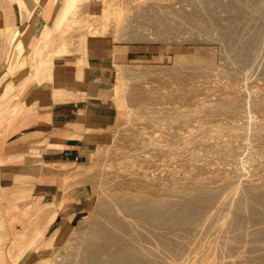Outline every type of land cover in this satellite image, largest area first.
Here are the masks:
<instances>
[{
  "label": "bare ground",
  "instance_id": "obj_1",
  "mask_svg": "<svg viewBox=\"0 0 264 264\" xmlns=\"http://www.w3.org/2000/svg\"><path fill=\"white\" fill-rule=\"evenodd\" d=\"M3 1H5V0H0V7H2V4L6 2V1L5 2H3ZM88 1H91V3L94 4V6H99L100 2L103 1L105 7H103L102 11L99 13L98 12H95V13L92 12L91 14H89L88 13L89 11H88L86 14H83V12H80L81 11L80 9L82 8L81 6H83V4L88 2ZM119 1L120 0H59L57 3V8H56L54 20L52 19L53 20L52 29L54 31L55 39H56V41L54 42L55 44L53 46H49L51 42H44V44L40 43V46L38 47L37 52L35 53V58L32 61V66L38 67V65L40 64L41 58H42V56L45 55V52H47V49L51 51L52 60H54L53 58H55L56 56L65 57V56L71 55L75 51V49L78 48V46H77L78 42L76 44L77 48L75 46L74 47L71 46V43H72L71 37L76 38V36L75 37L71 36L70 38H67L65 36V34L68 31H70V28L72 27V25H74L73 27H75L74 29L76 30L77 28H79L77 23L82 22L81 24H84L86 27L87 24L90 25V22H91L93 24V28L91 29L92 33L99 34V32H101V31L103 32L104 29L108 30L109 25L112 28L113 23L111 24V22L113 20H114V23L116 24V22H117L116 19H119V21H120V19L122 20L123 17L125 16V17H127V19L125 18L127 21H131V19L133 17H131V19H129V17L125 15L126 14L125 12H124L125 13L124 16H122L123 15V13H122L123 11L121 9L122 7L120 8L117 6L118 3L121 5V2H119ZM126 1H125V3H126ZM130 1L131 0H129V3H132V1L131 2ZM136 1L137 0L133 1L134 4L137 3L139 5V3H138L139 0H138V2H136ZM140 1H142V0H140ZM149 1L151 2L150 3L151 5L145 4V6H143L144 8L140 7L141 8L140 10L146 9L145 7H148V5H149L148 9H146V10H148V11L151 10L152 12H150V13L147 12V14H146V11L143 10L140 13L141 18L143 17L142 20L146 19V18L144 19V16L147 17L148 15L152 14L153 19H155L154 21L152 20L153 22H155L157 20L156 18L158 17L159 22L157 20V23L160 24L161 23L160 20H161L162 21L161 25H162L163 21L166 19L169 21L165 20L166 22L164 21V23L167 25V23L170 22V24L168 23L169 24L168 26L170 27L171 24H172L171 26H173V24L177 23L175 21L176 19L173 20V21H175L174 23H171V21H170L171 18L173 19V17L170 18L171 14H173V13L174 14L172 16L176 15L175 13H177V15L180 14L181 17L179 16L180 17L179 19L185 20L187 22L188 21L192 22L195 18V14L199 13V9L197 11L198 13H196V12L192 13L191 12L192 9L188 10V9H186L187 7L181 8V5L183 3L181 4L180 2L185 1L184 3H186V1H190L191 3L190 2L189 3L192 4L193 7L197 8V6H199L202 9H206V10L211 12V10L215 9V7H216L215 3L218 0L217 1L216 0H177V1L171 0L173 3V6L175 5L174 2H176V3L178 2V3H180V7H178V5H177L176 7H178V8H175V10L172 9L170 14H169V12H166L169 10L166 9V11H165V7L168 8L170 5L165 3L166 5H168V7H167V6H165V4L163 6V4L161 5V3H160L157 6L151 7V6H153V3L155 2V0H153V3L151 0H149ZM167 1H169V0H167ZM251 1H255V2H252L253 5L256 2H258V0H251ZM259 1H261V0H259ZM142 2H144V1H142ZM164 2H166V1H164ZM238 2H242V1L237 0V3ZM189 3H187L188 8L190 7ZM217 3H219V2H217ZM223 3H224V1H223ZM225 3L228 4V2H225ZM250 3L251 2H249V5H250ZM259 3H261V2H259ZM155 4H157V3H155ZM229 4H232V3H229ZM235 4H236V2H235ZM252 4H251V6H252ZM4 5L5 4H3V6ZM122 5H123V3H122ZM126 5L129 6V4H126ZM142 5H144V4H142ZM220 5H222V4H220ZM240 5H242V4H240ZM258 5H260V4H258ZM258 5H256V6H258ZM217 6H218V4H217ZM232 6H233V4H232ZM232 6H230V7H232ZM238 6H237V8H239ZM251 6H249V7H251ZM256 6L255 5L253 6L254 7L253 10L256 9L255 8ZM123 7H124V5H123ZM137 7H139V6H137ZM150 7L153 8V10ZM163 7H164V11H165L164 14H166V17H163L164 16V14H163V16L161 15L163 18L162 19L160 14L158 16H157V14L159 12L160 13L162 12L161 8H163ZM170 7H172V6H170ZM223 7H224V5H223ZM246 7L248 8V6H246ZM246 7L244 9L247 11ZM10 8L8 7V9H10ZM119 8L122 11L121 12L122 15L120 14V11L118 12ZM128 8H130V7H127L126 12L131 13L132 10L130 11V10H128ZM195 8H194V10H195ZM228 8H229V6H228ZM231 9H233V8H231ZM240 9H241V7L239 8V10ZM244 9H243V11H244ZM224 10H227V9H224ZM258 10H260V9H258ZM133 11H134V9H133ZM202 11H204V10H202ZM214 11L215 10H213L212 12H214ZM262 11H264V10H262ZM262 11H260V12H262ZM136 12H140V11L137 9ZM212 12L208 13V14L213 15L215 13V12L214 13H212ZM227 12H232V11L227 10ZM240 12H242V10ZM39 13H40V11H39ZM142 13L146 14V15H143ZM167 13L169 14V19H167L168 18ZM202 13H204V12H202ZM119 14L121 15V18H120ZM217 14H218V12H217ZM239 14H241V13H239ZM248 14H249V11H248ZM203 15H205V14H203ZM203 15H202V17H203ZM234 15H232V16H234ZM255 15L256 14L253 13L254 17H255ZM259 15H261V14H259ZM136 16H138V15H136ZM152 16L147 17L148 20ZM196 16H198V15H196ZM208 16H211V15H208ZM219 16H222V15H219ZM239 16L242 17L243 15H239ZM154 17H156V18H154ZM243 17H246V16L244 15ZM136 18H137L138 24L140 22L142 23V21H139L140 18L139 19H138V17H136ZM136 18L134 17V19H136ZM221 18H224V17L222 16ZM229 18H230V15H229ZM125 19H123V20L125 21ZM134 19H132V20L135 21ZM211 19L213 21V18H211ZM232 19H234V18H232ZM232 19H230V20H232ZM25 20H23V21H25ZM199 20H202V18H200ZM217 20H218V18H217ZM127 21L125 24L129 23V22L127 23ZM133 21H131L129 24H131ZM179 21L181 22V20H179ZM195 21H196V19H195ZM197 21H198V17H197ZM203 21H207V20H203ZM222 21H224V20H222ZM226 21H228V19ZM241 21L244 22V19ZM6 22L9 23V21H6ZM143 22H145V21H143ZM153 22H151V23H153ZM191 22H189V23H191ZM13 23H12V25H13ZM135 23H137V22H135ZM149 23H150V21H149ZM183 23H182V25H183ZM205 23H207V22H205ZM244 23H242V24L245 27H247L246 24H244ZM250 23H252L251 20H250ZM250 23H249V25H250ZM125 24H122V25L124 26ZM129 24L127 26H129ZM145 24H147V23L145 22L144 25ZM165 24L163 26H165ZM193 24L195 25V22H193ZM193 24H191V25H193ZM196 24H197V22H196ZM221 24H222V22H221ZM224 24H227V23H223L222 25H224ZM229 24H231V29L235 28V26H236V25H234V22H231V23L228 22L227 25L230 26ZM239 24H241V23H239ZM253 24H251V25H253ZM6 25L5 26L0 25V39H1V41L3 39V43H1V47L3 48V51H2L3 53H0V55H2V56L5 54V50H7L6 45H8V42H7V44H6V42H4V41H6V39H5L6 35L11 30V27H9L8 25L6 26ZM118 25H119V22H118ZM212 25H213V23H212ZM216 25H217V23H216ZM114 26L115 25H113V27ZM150 26H152V25L150 24ZM177 26H178V28L180 27L179 25H177ZM186 26L188 27V24H186ZM214 26H215V24H214ZM228 26L225 28L229 29ZM20 27H23V26H20ZM81 27H82V25L80 26V29L83 28V27L82 28ZM85 27L83 29H85ZM118 27L119 26H117V28ZM140 27H142V26H140ZM156 27L159 28L158 26H156ZM165 27H167V26H165ZM165 27H162V28H165ZM169 27H167L163 30L166 33L165 32L163 33L161 31L162 30L161 28H160L161 30L159 29L161 34H165L164 36L160 35L161 37L162 36L163 37L168 36L166 34L169 33V31H168ZM193 27H195V26H193ZM201 27H202V25H201ZM204 27H205V25H203L202 28H204ZM216 27H219V26L217 25ZM254 27H255V25H254ZM257 27H256V30H257ZM155 28H153V29L155 30ZM170 28H172L171 32L175 31V30L173 31V27H170ZM181 28H182V26H181ZM195 28H197V27H195ZM222 28H223V26H222ZM236 28H237V26H236ZM259 28H260V26H259ZM13 29H14V27H13ZM26 29H24V30H26ZM112 29H110V31ZM123 29L124 28H122V30ZM183 29H185V28H183ZM188 29H190V28H187V30ZM193 29L194 28H192L191 30H193ZM231 29H229V30H231ZM237 29H239V28H237ZM241 29L242 28H240V32H241ZM75 30L71 31V33H73ZM117 30H119V29H117ZM117 30H116V32L119 33V31H117ZM224 30L226 32L228 31L226 29H224ZM236 30H233L234 34L237 32ZM248 30H249V27H248ZM88 31H87V33H88ZM106 31H105V33H106ZM167 31H168V33H167ZM194 31H195V29H194ZM221 31L222 30H219L218 32H221ZM233 31H231L232 34H233ZM251 31H252V29H251ZM156 32H158V31L156 30ZM156 32H155V34H157ZM160 32H158V33L160 34ZM171 32L169 33L170 35H171ZM179 32L182 33V31H179ZM189 32H190V30H189ZM214 32H215V30H214ZM240 32L238 30L237 34L239 35ZM263 32H264V29H263ZM263 32L260 31V33H262V34H263ZM191 33H190V36H192V34H194V33H192V34ZM202 33H203V31H202ZM206 33H205V35H206ZM211 33L209 35H211ZM252 33L249 32V34H252ZM254 33H255V31H254ZM69 34H70V32H69ZM113 34H115V32ZM223 34H222L223 36H227L226 37L227 40H229L230 38L235 39L234 34L233 35H230L231 33L228 34L229 37L232 36L230 38H228V35H225V33H223ZM121 35H123V34H121ZM175 35H176V33H175ZM177 36H179V34ZM216 36H214V37H216ZM220 36L221 35H219L216 38V40ZM223 36H222V38H223ZM245 36H246V34H245ZM245 36H244V38H245ZM77 37H79V36H77ZM170 37H172V36H170ZM181 37H179V38H181ZM209 37H211V36H209ZM238 37L239 36H237V38ZM258 37H260V36H257V38ZM79 38H81V37H79ZM204 38L199 39L197 37V39L200 41L205 40ZM251 38H252V36H251ZM254 38H252V39L254 40ZM167 39H168V37H166L165 40H167ZM195 39H196V37H195ZM260 39H263V38L260 37ZM74 40L75 41H73V42H76L78 40V38H77V40L76 39H74ZM175 40H178V39H175ZM192 40H191V42H192ZM223 40H225V39L219 40L220 42L219 41L218 42L221 43V41H223ZM249 40H250V38H249ZM206 41H209V40H206ZM230 41H233V40L230 39L229 42ZM235 41L236 40H234V42ZM247 41H244V42H247ZM195 42H197V40ZM203 42H201V43H203ZM235 43L231 42V45L235 44ZM253 43H254V41H253ZM196 44H198V43H196ZM240 44H241V41H240ZM255 44H257V43L255 42ZM262 44H264V43H262ZM17 45L18 46H16V48L20 51L19 54H23L22 51L24 48H23L22 44L19 42V43H17ZM246 45H247V43H246ZM258 45H260V44H258ZM235 46H238L237 43L235 44ZM235 46H233V47H235ZM251 46L253 47V45H251ZM246 47L244 45L245 49H246ZM255 47H256V45H255ZM244 48H239V49L241 50ZM248 48H250V47H248ZM256 48L259 49V46ZM233 49L234 48H232V50ZM175 50H176V48H175ZM259 50H261V49H259ZM234 52L238 53V50L234 51ZM76 53H82V52L77 51ZM180 53H182V52H180ZM225 53H227V52H225ZM220 54H221V52H220ZM261 54L262 53H260V55ZM16 55H17V53H16ZM253 55H254V53H253ZM2 56H0V58ZM15 56L14 57L10 56L8 58L7 62H4L3 65H0V90L3 88L7 89V87H11L13 85V83L21 81L22 78H23V80L26 78V77L25 78L23 77L25 75V73L27 72L25 70V68H26L25 59L23 60L21 58L22 56L17 57V58ZM254 56H256V54ZM260 57H262V55ZM3 58L4 57H2V61H3ZM213 58L214 57H212L211 53H208V52L203 54V55L195 53L194 55L192 54V56H190L189 63L190 62L196 63V65H197L196 68L198 67L200 72H202L201 68L202 69L204 68V70H206L208 72V73H206L204 71L206 75L207 74L209 75V73H211V72H212L211 74H213V73H215V70H216L217 71L216 73L218 75H221L224 77V75H226V74H224V73H226V72H224L225 70L218 69L219 67L218 68L216 67L215 62H214L215 60H213ZM230 59H231V57H230ZM235 59L237 60L236 62H238L241 66L243 65L244 67L248 63L251 64V60H252L251 50H250V52H248L246 50H244V51L242 50L241 52L239 51V54H238V56L236 55ZM221 60H224V59L222 58ZM233 60H234V58H233ZM255 60L253 59V61H255ZM2 61H0V62H2ZM82 61L83 60L78 58V62H82ZM181 61H182V58H181ZM231 61H232V59H231ZM97 62H99V61H97ZM257 62H259V61H257ZM194 63L191 65H194ZM253 63L255 65V62H253ZM253 63H252V65H253ZM122 64H124V63H122ZM122 64H121V66H119L118 63L114 64V66L116 67L115 69L118 70V72L121 69L120 67L124 66V65L122 66ZM30 65H31V63H30ZM52 65H53V61H52L51 65H46L45 68H50ZM63 65L65 66V63ZM252 65H250V66L253 68L254 65L253 66ZM261 65H262V62H261ZM261 65H260V67H261ZM177 66H179V65H177ZM188 66H187V68H188ZM243 66L241 68H243ZM258 66H259V64H258ZM174 67H176V66H174ZM251 67H249V69ZM262 67H264V66H262ZM179 68H182V67H179ZM189 68L190 69L188 71L191 70L192 66ZM193 68L195 69V65ZM193 68H192V70H193ZM246 68H243V69L246 70ZM177 69L178 68H176V70ZM198 69H195V71H198ZM126 70L124 71L125 73H126ZM178 70L180 71L181 69H178ZM192 70L190 72H192V75H193L195 73V71L193 73ZM234 70H236V69H234ZM253 70H254V68H253ZM263 70H264V68H263ZM183 71L188 72L187 70L186 71L184 70V67H183ZM236 71H238V70H236ZM173 72H175V71H173ZM182 72H178V73H182ZM233 72L235 73V71H233ZM178 73H175V74L177 75ZM228 73H229V70H228ZM196 74H197V72H196ZM178 75H180V74H178ZM185 75H186V73L184 75L182 73L180 76L185 77ZM190 75H188V77ZM197 75H200V77H201V74H197ZM234 75H236V74H233L232 81L235 78H236V80H238V78L235 77ZM238 75H236V76H238ZM261 75H263V74L261 73ZM180 76L179 77L174 76L176 78V81H178L177 83H179L178 85H180V82H181L178 80V79H180ZM240 76L243 79L245 78L242 76V74ZM122 77L125 79L128 77V75L127 74H125V75L119 74L117 83L120 84L123 81ZM167 77H165V79ZM169 77H172V76H169ZM183 77L181 78L182 80H184ZM208 77H210V76H208ZM218 77H220V76H218ZM226 77H228V76L226 75ZM256 77H257V75H256ZM260 77H262V76H260ZM248 78L250 79L251 77H248ZM191 79H192V77H191ZM249 79H248V81H249ZM262 79H264V78L262 77ZM219 80H221V79H219ZM246 80L244 79L243 81L246 82ZM252 80H254V79H252ZM176 81H175V83H176ZM202 81H201V84H202ZM183 84H182V87H183ZM120 86H121V84H120ZM164 86H166V85H164ZM184 86H185L186 91H187L186 84H184ZM192 86H193V83H192ZM194 86H195V84H194ZM217 86H218V88L216 87V89L220 92V93L218 92V94H220L219 95L220 99H217V100H219L217 103L220 104V102H221V105L219 106V104H218L219 107L215 106L216 108L214 107L216 100H214V101L212 100L214 102V105L211 104L213 106V108L211 105H209L210 103L208 104V102H207L208 99H210V100L214 99V98H211L210 95H209L210 98L206 95L208 97V99H206V98L201 99V97H199L200 95L197 93V96H198L197 100L195 99V101L194 100L192 101L191 99H193V98L192 97L190 98V96H191L190 95L188 97L189 99L188 100L186 99L187 102L189 100H190V102L188 104L185 102L187 105L184 104V101L182 99H181V101L183 103H181V105H178L180 103V100H179L178 104L176 103L177 105H174L175 103L173 104V102L168 101V100H172L174 91L172 93H170V94H172L171 98H169L168 96L166 97V99L169 98L166 100V102L164 100H160L162 98V96H165V95L160 93L159 91L158 92L155 91L156 93H154L153 90H151V91L144 90L143 91L144 94H143L142 90L138 91V92L141 91L143 94V96H142L143 99L145 101L147 100L146 101L147 103H145V104H148V105H149V103H151V105L157 104L156 106L153 105L154 109H152V111L149 108V107H151L150 105L148 107L147 105L144 104L147 107V109L149 108V112L151 111V113H152V114L150 113L151 115H148L149 113L147 115L151 117L154 114V115H156V117L155 116H154V118L149 117L150 118V119L148 118L149 120L139 121V122H136L135 124H134V122L133 123L131 122V124H129V125H132V127L131 126H129V127L131 128L132 132L127 133L125 135V137H120L119 141H117L115 143L116 146L114 145L113 147H110L108 145L109 149H111V148L112 149L110 151L109 150L107 151L106 160L105 161L103 160V163H101V162L99 163L98 159L94 160L95 164L93 166L95 167L96 164H97V166L95 167L96 169H93V170H95V172H99L97 174L100 176V177H98V175H96V173H95V175H93V177L97 176L98 179L100 178V181H99L98 185L96 186V188H97L96 190L98 191V198L96 200V204H95L94 208L91 211H89V213L87 215H84L80 219V222H79L80 225H78L79 228H77V229H79L78 232L82 233L83 238H80L81 241H80L79 246L78 245H77V247L75 246L76 249L74 248V250L72 251V253H74L73 256L70 253V256H72V257L66 258L69 255L64 256L65 261L63 259L62 263H64V264H264V252L262 255H260V253L257 254V251L259 252V250L255 249L254 247L248 248V245H246V243H245L246 247H244V244H243V246H239V245H241L242 242H247V241L251 242V241H249V238H248L251 235L253 237L255 235V238H256V236L260 237V236L264 235V121H262V120L260 121V119L264 118V87L262 89L259 88L260 90H256V91H252V90L246 91V89H248V87L247 88L245 87L246 88V89H244L245 92L241 94L239 92V89H241V88H239V87H236L234 89H227V88H222L220 85H217ZM251 86H249V87L251 88ZM255 86L256 85H254V87ZM263 86H264V84H263ZM138 87L139 86H137V88L136 87L133 88V90L138 89ZM141 87H140V89H141ZM182 87L180 86L179 89L182 90L183 89ZM189 87L190 86H188V90H189ZM197 87L199 88V86H197ZM213 87H211V88H213ZM204 88H205V86H204ZM151 89H152V87H151ZM176 89H178V88H175L174 90L176 91ZM195 89H197V88H195ZM183 90H185V89H183ZM134 91H137V90H134ZM179 91H178V93H179ZM200 91L201 90H199V92ZM241 92H243V91H241ZM195 93H196V90H195ZM138 94L141 97L142 94L141 93H138ZM175 94L177 96V91ZM180 94H184L183 91ZM191 94H192V92H191ZM187 95H189V93L186 94V96ZM194 95L195 94H193L192 96H194ZM176 96H174L175 100H176ZM164 98H162V99H164ZM179 98H181V97H179ZM143 99H141V101ZM148 100H149V102H148ZM163 104L165 106H162ZM118 105L120 106L121 103ZM124 105H125V103L122 104L121 106H124ZM168 105H170V106H168ZM183 105H186V107H188V106L193 107L194 105L195 106H197V105L198 106L199 105L206 106L207 105V107H202L200 109H194V110H192L193 108L189 109V107H188V110H186L187 108L185 109L184 108L185 106L183 107ZM191 105H193V106H191ZM222 111L225 114L224 113L218 114V112H222ZM216 112H217L216 116L221 115V114L222 115L224 114V116L226 114H228V115L230 114L229 117L232 120H234L235 122L232 121L230 118H229L230 122L229 121L223 122L224 120H222V121L220 120L221 121L220 122L219 120H216V119H218L217 117H216V119L212 118V116H214L216 114ZM255 112L258 113V115L261 113V115L255 117L253 115ZM158 114L161 115V117L159 115L160 118L157 117ZM227 116H225V117L228 118ZM220 117H222V116H220ZM240 118L244 119V121L242 120L243 122H236V121H238V119L240 120ZM160 119H163V121L161 120V122H158V121H160ZM220 119H222V118H220ZM225 120H227V119H225ZM194 123H196V125ZM145 126L148 128V130ZM192 126H197V127H194V129L196 128L197 130L196 131L193 130V128H191ZM223 135L224 136L227 135V136H231V137L227 138V136H226L225 139H223L224 137H222V139H221L220 136H223ZM218 137L220 139H218ZM256 140L258 141L257 143H256ZM234 201H235V203H234L235 205H232L234 207V208H232V210L233 209L234 210L231 212V216L228 215L229 216L228 217L225 215L226 217L225 216H224V218L221 217V216H223V213L225 211H227L226 210L227 208L224 209L227 206V204L229 205L230 202L233 204ZM230 207H231V205H230ZM230 207H228V208L230 209ZM182 230H184L185 231L184 233L185 234L187 233V235L183 234ZM178 231H180V232L182 231V233H180ZM78 234L79 233H77L76 235H78ZM221 234L226 235V237H228V238L231 237L229 240L232 239L236 243H233V242L231 244L228 243V242H230V241L227 242L228 238L226 241H224L225 239L224 240L221 239V237H222ZM188 235H191V236H188ZM247 235H249V236L247 237ZM72 237H73V235H72ZM79 237L77 236L76 238H79ZM253 237H251V238H253ZM260 238L264 239V236H263V238L262 237H260ZM256 240H258V242H260L259 239H256ZM256 240H252V241L255 242ZM261 242L263 243V241H261ZM45 245H52V242H47ZM203 245H206V246H203ZM207 245L209 246V248ZM226 245H230V246L226 247ZM258 247H259V245H258ZM4 248H6L5 245H0V256L5 253V257H6L8 252L4 251L3 250ZM56 252H54V254ZM5 257H3L1 259L4 260ZM62 258H63V256H62ZM0 263H2V261Z\"/></svg>",
  "mask_w": 264,
  "mask_h": 264
},
{
  "label": "rangeland",
  "instance_id": "obj_2",
  "mask_svg": "<svg viewBox=\"0 0 264 264\" xmlns=\"http://www.w3.org/2000/svg\"><path fill=\"white\" fill-rule=\"evenodd\" d=\"M59 1V0H58ZM124 1V2H123ZM125 1L126 0H120L119 2H121V5L118 3V7H122L121 9H122V11L120 10V8L118 9V12L120 11V14H121V12L123 13V15L122 16H124V14L126 15V16H128L129 17V19H131V17H133L132 19H134V17L136 18V17H138V19L140 18V20L139 21H142V23L140 24H138V21H137V18L136 19H134L135 21H133L132 19H131V21H133L131 24H129L131 21H127L126 19H127V17H123V19H125V21L123 20H121L120 19V21H119V19H116V24L114 23V20L111 22V24L113 23V25H115L114 27H113V25H112V28H111V26L109 27L108 26V30L107 29H104V31L102 32H99V34H97V33H92V31H91V29L93 28V24L90 22V25H88L87 24V26L89 27H85V25L84 24H81L82 22H79V23H77L78 24V27L79 28H77L76 30L74 29L75 27H73L74 25H72V27L70 28V31H68L66 34H65V36L67 37V38H70L71 36H76V38H73V37H71V39H72V43H71V46L72 47H76V44H77V42H78V44H77V46H78V50L77 49H75V51L77 50L78 52H82V53H76L75 51V53L73 52L71 55H68V56H65V57H59V56H56V58L57 59H59L60 60V62H61V64L63 65L64 63H65V65H67V66H64V67H62V69H63V73L65 72V70H67L69 73H73V72H75V71H77L78 70V68L79 69H81V68H83V67H87V68H100V67H104V68H106L107 69V71H108V77H107V79H108V84L107 85H105V87H106V92L104 93V96H103V98L105 99V100H107L108 101V103L111 105V107L113 108V110L115 111V116H114V119L112 120V122L107 126V127H105V128H102V129H98V130H93V131H89L88 132V136L86 137V140L87 141H90L92 144H91V147H90V152L89 153H87V156L83 159V163H81L80 165H78L77 166V171H76V175H75V177L74 178H76V180H77V183L78 184H80V185H86L87 187H88V189H89V193H90V206H89V209H88V211L87 212H85V214L84 215H87L88 213H89V211H91L93 208H94V206H95V204H96V200H97V198H98V191L96 190L97 188H96V186L98 185V183H99V181H100V178L98 179L97 178V176H94L93 177V175H95V173H96V175H98L97 173H99V172H95V170H93V169H96L95 167L97 166V164H96V166L94 167L93 165L95 164V162H94V160L95 159H98V162L100 163H103V160L105 161L106 160V158H107V151L109 150H111V149H109V146L110 147H113L114 145H115V143L117 142V141H119V138L120 137H125V135L127 134V133H129V132H132L131 131V128L129 127V126H131L132 127V125H129V124H131V122L133 123L134 122V124L136 123V122H139V121H146V120H149L151 117H153L154 118V116L156 117V115H154L153 114V116H148V115H151L152 113H151V111H152V109H154V107H153V105H151V103H149V105L151 106V107H149V105L148 104H145V103H147L144 99H143V94H144V90H146V91H151V90H153L154 91V93H156V92H160V93H162V94H164L165 96H162V98H164V99H160V100H164L165 102H166V100L167 99H169V98H171L172 97V94H170V93H172L173 91V97H172V100H168V101H170V102H173V104L174 105H177L178 103H179V100H180V103L178 104V105H181V103H183L182 101H181V99L184 101V104H188L189 102H190V100L187 102V100L189 99L188 97L190 96V98L192 97L193 99H191L192 101L194 100L195 101V99L197 100L198 98V96H197V93L200 95L199 97H201V99L202 98H206V99H208V97L210 98V96H211V98H214V99H208L207 100V102H208V104L209 105H214V100H216V102H215V105H214V107L215 106H217V107H219L220 105H221V102H220V104L219 103H217L219 100H217V99H220L219 98V95L220 94H218V90L216 89V87L218 88V86L217 85H220L222 88H227V89H234V88H236V87H239V88H241V89H239V92L242 94V93H244L245 92V90L244 89H246L247 87H248V89H246V91L248 90H252V91H256V90H260V89H262L264 86H263V84H264V79H262V77L264 78V70H263V68L264 67H262V66H264V44H262V43H264V32H263V29H264V11H262V10H264V0H261V1H259L258 0V2H256L254 5L256 6V5H258V4H260V5H258V6H256L255 8V10H253L254 9V5L252 4V2H255V1H249V0H240V1H242V2H238L237 3V0H216L217 2H219L220 4H222V5H220L219 3H217L216 1V3H215V9H213V10H215L214 12H212L213 10H211V12L212 13H214L213 15L212 14H208V13H211L210 11H208V10H206V9H202L201 7H199V6H197V8H195V7H193L192 6V4H190L191 2L190 1H186V3H184V2H180L182 5H181V8L182 7H184V8H186V9H192L191 10V12L193 13H198L197 11H198V9H199V13L198 14H195V18H194V20L191 22V21H185V20H182V19H179L180 17H181V15L180 14H178L177 15V13H175L176 15H174V16H172L173 14H171V16H170V18L171 17H173V19L171 20L170 19V21H171V23H174L175 21L177 22V23H175V24H173V26H171L170 25V27H173V31L174 32H171V29L172 28H170L168 25L170 24V22H168L167 23V25L164 23V21L166 20H164L163 21V24L161 25V23H162V21L160 20V24L159 23H157V20H158V22H159V18L157 17H154V18H156L157 20L155 21V22H153L155 19H153V16H152V14L151 15H148L147 17H149V16H152V17H150L149 18V20H148V18L147 17H145L144 16V19L145 20H142L143 19V17L141 18V12L144 10V11H146V14H147V12H152L151 10L150 11H148V10H146V9H148V7H149V5H148V7H145L146 9H143V10H140L143 6H145V4L147 5V4H150L151 2L149 1V0H142V1H144V2H142V1H140L139 0V2H138V0L136 1V2H138L139 3V5L137 4V3H135L134 4V2L133 1H135V0H131L132 1V3H129V0H127L126 1V3H125ZM130 1V2H131ZM146 1V2H145ZM152 1V3H153V0H151ZM160 1V2H159ZM164 1H166V2H164ZM173 1V0H172ZM172 1L171 0H169V1H167V0H155V2L153 3V6H151V7H154V6H157L158 4H160L161 3V5L163 4V6H164V4L166 3V4H168V5H170V6H172V7H168V5H166L165 4V6H167L168 8H166L165 7V11H166V9L167 10H169V11H166V12H169V14L171 13V11H172V9L173 10H175V8H178V7H180V3H176V2H174V6H173V3H172ZM175 1V0H174ZM177 1V0H176ZM223 1H224V3H223ZM141 2V3H140ZM164 2V3H163ZM169 2V3H168ZM190 2V3H189ZM225 2H228V4H226ZM235 2H236V4H235ZM249 2H251L250 3V5H249ZM259 2H261V3H259ZM122 3H123V5H124V7H123V5H122ZM125 3V4H124ZM155 3H157V4H155ZM187 3H189V8H188V6H187ZM229 3H232L233 4V6H232V4H229ZM245 5H244V4ZM247 3V4H246ZM258 3V4H257ZM126 4H129V6H127ZM141 4V5H140ZM142 4H144V5H142ZM155 4V5H154ZM217 4H218V6H217ZM240 4H242V5H240ZM251 4H252V6H251ZM151 5V4H150ZM178 5V7H176ZM223 5H224V7H223ZM239 5V6H238ZM130 7V8H128V10H132L133 11V9H134V11L132 12L131 11V13H127L126 11H127V7ZM137 6H139V7H137ZM227 6V7H226ZM228 6H229V8H228ZM230 6H232V7H230ZM237 6L240 8L241 7V9L239 10V8H237ZM246 6H248V8L246 7ZM249 6H251V7H249ZM82 8L80 9L81 11L80 12H83V14H86L88 11V13L89 14H91L92 12H101L102 11V8L103 7H105V5H104V3H103V1L102 2H100V5L99 6H94V4H92L91 3V1H88V2H86V3H84L83 4V6H81ZM141 7V8H140ZM150 7V8H151ZM199 7V8H198ZM220 7V8H219ZM246 7V9H247V11L244 9ZM126 8V9H125ZM136 8V9H135ZM144 8V7H143ZM194 8H195V10H194ZM223 8V9H222ZM231 8H233V9H231ZM262 8V9H261ZM90 9V10H89ZM124 9V10H123ZM139 10L140 12H136V10ZM152 10H153V8H151ZM155 9V8H154ZM163 9V10H162ZM185 9V10H186ZM197 9V10H196ZM218 9V10H217ZM224 9H227L228 11H232V12H227V10H224ZM230 9V10H229ZM243 9H244V11L246 12H244L243 11ZM251 9V10H250ZM258 9H260V10H258ZM194 10V11H193ZM201 10V11H200ZM202 10H204V11H202ZM206 10V11H205ZM238 10V11H237ZM242 10V12H240ZM254 12H253V11ZM258 10V11H257ZM161 13L159 12L158 14H157V16L160 14V16L162 15L163 16V14H164V7L163 8H161ZM221 11V12H220ZM248 11H249V14H248ZM251 11V12H250ZM260 11H262V12H260ZM125 12V13H124ZM202 12H204V13H202ZM217 12H218V14H217ZM227 12V13H226ZM235 12V13H234ZM241 13V14H239V13ZM254 14H256L255 15V17L253 16V13ZM259 12V13H258ZM133 13V14H132ZM136 13V14H135ZM144 13V12H143ZM142 13V14H143ZM148 13V14H149ZM224 13V14H223ZM231 13V14H230ZM238 15H237V14ZM119 14V15H120ZM128 14V15H127ZM130 14V15H129ZM146 14H143V15H146ZM169 14L167 13V16H168V18L167 19H169ZM203 14H205V15H203ZM211 15V16H208V15ZM235 14V15H234ZM259 14H261V15H259ZM121 15H120V18H121ZM133 15V16H132ZM135 15V16H134ZM136 15H138V16H136ZM140 15V16H139ZM196 15H198V16H196ZM202 15H203V17H202ZM215 15V16H214ZM219 15H222L224 18H221L222 16H219ZM227 17H226V16ZM229 15H230V18H229ZM232 15H234V16H232ZM239 15H245L246 17H241V16H239ZM250 15V16H249ZM159 16V17H160ZM162 16H161V18H162ZM180 16V17H179ZM205 16V17H204ZM249 16V17H248ZM252 16V17H251ZM163 17H166V14H164V16ZM197 17H198V21H197ZM208 17V18H207ZM220 17V18H219ZM226 17V18H225ZM239 17V18H238ZM259 17V18H258ZM152 18V19H151ZM200 18H202V20H199ZM204 18V19H203ZM211 18H213V21H212V19ZM216 18V19H215ZM217 18H218V20H217ZM232 18H234V19H232ZM257 18V19H256ZM91 19V18H90ZM128 19V20H129ZM151 19V20H150ZM163 19V18H162ZM176 19V20H175ZM195 19H196V21H195ZM209 19V20H208ZM228 19V21H226V20ZM230 19H232V20H230ZM240 19V20H239ZM244 19V22H242L241 20H243ZM248 19V20H247ZM254 19V20H253ZM153 20V21H152ZM173 20H175V21H173ZM179 20H181V22L178 21ZM203 20H207V21H203ZM215 20V21H214ZM222 22V24L223 23H227L228 24V22H234V25H236L237 26V28H239V29H237L236 28V26H235V28H233V29H231V24H229L230 26H228L227 24H224V25H222L221 24V22ZM222 20H224V21H222ZM230 20V21H229ZM250 20H251V22L252 23H250ZM253 20V21H252ZM258 20V21H257ZM90 21V20H89ZM126 21H127V23L129 24V26H127L128 24H125L126 23ZM143 21H145L147 24H145L144 25V23L145 22H143ZM149 21H150V23H149ZM166 21H169V20H166ZM165 21V22H166ZM203 21V22H202ZM212 21V22H211ZM239 21V22H238ZM241 21V22H240ZM256 21V22H255ZM263 21V22H262ZM118 22H119V25H118ZM135 22H137V23H135ZM151 22H153V23H151ZM184 22V23H183ZM187 22V23H186ZM189 22H191V23H189ZM193 22H195V25L193 24ZM196 22H197V24H196ZM205 22H207V23H205ZM255 22V23H254ZM259 22V23H258ZM125 24L124 26L122 25V24ZM182 23H183V25H182ZM188 24V27L186 26V24ZM201 23V24H200ZM209 23V24H208ZM212 23H213V25H212ZM216 23H217V25L219 26V27H216L217 25H216ZM220 23V24H219ZM236 23V24H235ZM239 23H244V24H246V26L247 27H245L243 24L241 25V24H239ZM249 23H250V25H249ZM254 23V24H253ZM138 24V25H137ZM150 24L152 25V26H150ZM158 24V25H157ZM165 24V26H167V27H169V29H168V31H169V33L171 32V35L168 33V31H167V33L168 34H166V35H168V36H165V37H163L165 34H161V32H160V30L164 33L165 31H163L165 28H167V27H165V26H163ZM191 24H193V25H191ZM208 24V25H207ZM214 24H215V26H214ZM248 24V25H247ZM251 24H253V25H251ZM263 24V25H262ZM82 25V27L84 28L85 27V29H83L82 27V29H80V26ZM119 26L118 28H117V26ZM136 27H135V26ZM142 26V27H140V26ZM145 27H144V26ZM147 25V26H146ZM158 26L159 28H157L156 26ZM177 25H179L180 27L178 28V26ZM197 25V26H196ZM201 25H202V27H203V25H205V27L207 28H202L201 27ZM207 25V26H206ZM210 25V26H209ZM221 25V26H220ZM226 25V26H225ZM239 25V26H238ZM254 25H255V27H254ZM133 26V27H132ZM139 26V27H138ZM149 26V27H148ZM156 28H155V27ZM165 27V28H162V27ZM177 28H176V27ZM181 26H182V28H181ZM193 26H195V27H197V28H195V27H193ZM200 26V27H199ZM222 26H223V28H222ZM227 27L228 26V28L229 29H231V30H229V29H227V28H225V27ZM241 26V27H240ZM252 26V27H251ZM258 26V27H257ZM259 26H260V28H259ZM132 27V28H131ZM151 27V28H150ZM175 27V28H174ZM209 27V28H208ZM248 27H249V30H248ZM254 27V28H253ZM256 27H257V30H256ZM263 27V28H262ZM122 28H124L123 30H122ZM126 28V29H125ZM148 28V29H147ZM153 28H155V30L153 29ZM161 28V29H160ZM183 28H185L186 30H187V28H190V29H188L187 31L185 30V29H183ZM192 28H194L195 29V31L198 33H196L195 31H194V29L193 30H191ZM202 28V29H201ZM219 28V29H218ZM240 28H242L241 29V32H240ZM245 28V29H244ZM110 29H112L111 31H110ZM117 29H119V30H117V31H119V33L118 32H116V30ZM160 29V30H159ZM182 29V30H181ZM201 29V30H200ZM209 29V30H208ZM219 31V30H222L221 32H218L217 30ZM224 29H226V30H228L227 32L224 30ZM237 29V30H236ZM251 29H252V31H251ZM260 29V30H259ZM73 30H75L73 33H71V31H73ZM81 30V31H80ZM89 30V31H88ZM107 30V31H106ZM121 30V31H120ZM127 30V31H126ZM139 30V31H138ZM156 30L158 31V32H160V34L158 33V32H156ZM186 32H185V31ZM189 30H190V32H189ZM208 30V31H207ZM211 30V31H210ZM214 30H215V32H214ZM224 30V31H223ZM233 30H236L237 32H238V30H239V35L237 34V32L234 34V31ZM87 31H88V33H87ZM105 31H106V33H105ZM125 33H124V32ZM144 31V32H143ZM157 33V34H155V32ZM179 31H182V33L181 32H179ZM202 31H203V33H202ZM210 31V32H209ZM219 33H217V32ZM230 31V32H229ZM231 31H233V34L235 35V39H233V38H230V37H232V36H230L229 37V35L228 34H230V35H233L232 34V32ZM248 31V32H247ZM254 31H255V33H254ZM258 31V32H257ZM260 31L261 32H263V34L262 33H260ZM69 32H70V34H69ZM115 32V34H113ZM122 32V33H121ZM194 33V34H192V33ZM200 32V33H199ZM207 32V33H206ZM212 32V33H211ZM215 34H214V33ZM247 32V33H246ZM249 32L250 33H252V34H249ZM102 33V34H101ZM112 33V34H111ZM166 33V32H165ZM174 33V34H173ZM175 33H176V35H175ZM181 33V34H180ZM186 33V34H185ZM190 33L192 34V36H190ZM205 33H206V35H205ZM211 33V35H209ZM217 33V34H216ZM223 33H225V35H228V38H230L231 40H233V41H230L229 42V40H227L226 39V37L227 36H223L224 34ZM227 33V34H226ZM243 33V34H242ZM258 33V34H257ZM82 34V35H81ZM87 34V35H86ZM93 34V35H92ZM119 34V35H118ZM121 34H123V35H121ZM155 34V35H154ZM173 34V35H172ZM179 34V36H177ZM197 34V35H196ZM223 34V35H222ZM245 34H246V36H245ZM117 35V36H116ZM160 35H163L162 37L160 36ZM182 37H181V36ZM189 35V36H188ZM201 37H200V36ZM216 36V37H214V36ZM219 35H221L217 40H216V38L219 36ZM239 36L238 38H237V36ZM241 35V36H240ZM77 36H79V37H81V38H79V37H77ZM84 36V37H83ZM87 36V37H86ZM160 36V37H159ZM170 36H172V37H170ZM177 36V37H176ZM209 36H211V37H209ZM222 36H223V38H222ZM244 36H245V38H244ZM251 36H252V38H254L255 36V38H254V40L251 38ZM254 36V37H253ZM257 36H260L261 38H263V39H260V37H258L257 38ZM120 37V38H119ZM166 37H168V41L167 40H165L166 39ZM179 37H181V38H179ZM186 37V38H185ZM190 37V38H189ZM193 37V38H192ZM195 37H196V39H195ZM197 37L200 39V38H204L205 40H202V41H200V40H198L197 39ZM234 37V36H233ZM245 39H243V38ZM247 37V38H246ZM77 38H78V40H77ZM210 38V39H209ZM241 38V39H240ZM249 38H250V40H249ZM257 38V39H256ZM74 39H76L77 41L76 42H73V41H75ZM175 39H178V40H174ZM190 39V40H189ZM193 39V40H192ZM222 39H225V40H223V41H221V43H219L220 41L219 40H222ZM238 39V40H237ZM243 39V40H242ZM171 42H170V41ZM173 40V41H172ZM183 40V41H182ZM191 40H192V42H191ZM197 40V42H195ZM206 40H209V41H206ZM213 40V41H212ZM234 40H236L235 42L237 43V45L239 46H235V42H234ZM248 40V41H247ZM257 40V41H256ZM260 40V41H259ZM262 40V41H261ZM179 41V42H178ZM204 41V42H203ZM212 41V42H211ZM219 41V42H218ZM227 41V42H226ZM239 41V42H238ZM240 41H241V44H240ZM244 41H247V42H244ZM253 41H254V43H253ZM71 42V41H70ZM182 42V43H181ZM201 42H203V43H201ZM207 42V43H206ZM215 42V43H214ZM223 42V43H222ZM231 42L232 43H235V44H232L231 45ZM243 42V43H242ZM250 42V43H249ZM255 42L257 43V44H255ZM261 42V43H260ZM196 43H198V44H196ZM246 43H247V45H246ZM42 44H44V43H42ZM55 43L54 42H52V43H50V45L49 46H53ZM75 44V45H74ZM245 45V47H246V49L244 48V45ZM256 45V47H258L259 46V49H261V50H259L258 48H256L255 47V45ZM258 44H260V45H258ZM0 45H1V43H0ZM231 45V46H230ZM251 45H253V47L251 46ZM226 46V47H225ZM233 46H235V47H233ZM241 46V47H240ZM243 46V47H242ZM224 47V48H223ZM248 47H250V48H248ZM50 48V47H49ZM175 48H176V50H175ZM208 48V49H207ZM232 48H234L233 50H232ZM239 48H244V49H239ZM249 50H248V49ZM258 49V50H257ZM178 50V51H177ZM238 50V53L237 52H234V51H237ZM244 51V50H246V51H248V52H250V50H251V57H252V60H251V64L250 63H248L245 67L243 66V68H246V70L245 69H243V68H241L242 66L238 63V62H236L237 60L235 59L236 58V55L238 56V54H239V51L241 52V51ZM257 50V51H256ZM3 51V48L0 46V53H3L2 52ZM198 53H197V52ZM210 51V52H209ZM254 51V52H253ZM262 51V52H261ZM180 52H182V53H180ZM192 52V53H191ZM196 54H200V55H203V54H205V53H211V55H212V57H214L213 58V60H215L214 62H215V65H216V67L218 68V69H221V70H225L224 72H226V73H224V74H226L228 77H226V75H224V77L223 76H221V75H218L216 72V70H215V73H213V74H211V73H209V75L208 76H210V77H208L206 74H205V72L206 73H208L206 70H204V68L202 69L201 68V71L202 72H200V70L198 69V67L196 68V63H194V62H190L191 64H193L194 63V65H195V69H198V71H195V69L193 68L194 67V65H191L190 63H189V58H190V56H192V54L194 55L195 53ZM220 52H221V54H220ZM225 52H227V53H225ZM232 52V53H231ZM254 53V55L256 54V56H254L253 55V53ZM259 54H258V53ZM6 53V52H5ZM226 55H225V54ZM236 55H235V54ZM260 53H262L261 55H262V57H260L261 55H260ZM234 56H233V55ZM259 56H258V55ZM5 55V54H4ZM178 55V56H177ZM232 55V56H231ZM89 56V57H88ZM176 56V57H175ZM180 56V57H179ZM2 57H4L3 58V61H2ZM1 58H0V61H2V62H0V65H3L4 64V62H7V58L5 57V56H2ZM224 59V60H221L222 58ZM225 57V58H224ZM230 57H231V59H232V61H231V59H230ZM259 57V58H258ZM34 58H35V55H34V57H33V59L31 60V65H27V63H26V68H25V70L26 71H28V68H33V69H35V70H38L39 69V67H46V65H51L52 64V53H51V51H48V52H45V55L44 56H42V58H41V61H40V64L38 65V67H34V66H32V61L34 60ZM78 58L79 59H81V60H83L82 62H78ZM176 58V59H175ZM181 58H182V61H181ZM217 58V59H216ZM233 58H234V60H233ZM53 59H55V58H53ZM96 59V60H95ZM253 59L255 60V61H253ZM92 60V61H91ZM101 60V61H100ZM97 61H99V62H97ZM179 61V62H178ZM257 61H259V62H257ZM25 62H26V59H25ZM235 64H234V63ZM253 62H255V65H254V63ZM261 62H262V65H261ZM59 63V62H58ZM116 63H118L119 64V66H121V64L122 63H124V64H122V66L123 67H120L121 69L119 70V72H118V70H116L115 68V66H114V64H116ZM252 63H253V65H252ZM186 64V65H185ZM233 64V65H232ZM252 65L253 66V68H254V70H253V68L250 66V65ZM258 64H259V66H258ZM177 65H179V66H177ZM184 65V66H183ZM189 65V66H188ZM222 65V66H221ZM241 68H239L238 66ZM249 65V66H248ZM260 65H261V67H260ZM174 66H176V67H174ZM187 66H188V68H187ZM192 66V68H193V70H192V68H191V70L193 71V73H194V71H195V73L192 75V72H190V71H188L190 68L189 67H191ZM258 66V67H257ZM179 67H182V68H179ZM183 67H184V70L186 71H188V72H184L183 71ZM226 67V68H225ZM234 67V68H233ZM237 67V68H236ZM249 67H251L250 69H249ZM125 68V69H124ZM176 68H178V69H181L180 71L177 69L176 70ZM187 68V69H186ZM261 70H260V69ZM127 69V70H126ZM175 69V70H174ZM217 69V70H218ZM234 69H236V70H238V71H236V70H234ZM252 69V70H251ZM126 70V73L124 72ZM228 70H229V73H228ZM243 70V71H242ZM258 70V71H257ZM173 71H175V72H173ZM177 71V72H176ZM205 71V72H204ZM232 71V72H231ZM233 71H235V73L233 72ZM253 71V72H252ZM178 72H182L183 73V75L186 73V75H185V77H183V76H180L182 73H178ZM196 72H197V74H201V77H200V75H197L196 74ZM199 72V73H198ZM241 72V73H240ZM246 74H245V73ZM253 74H252V73ZM175 73H178V74H180V75H176ZM228 73V74H227ZM236 74V75H238L239 73V75L238 76H236V75H234L235 77H237L238 78V80H236V78L235 79H233V81H232V76H233V74ZM250 73V74H249ZM261 73L263 74V75H261ZM119 74H121V75H125V74H127L128 75V77L127 78H123L122 77V82L120 83L121 84V86H120V84L119 83H117V80H118V75ZM191 74V75H190ZM196 74V75H195ZM232 74V75H231ZM242 74V76L243 77H245L244 79L246 80L248 77H251L250 79H249V81H248V79L246 80V82L245 81H243L244 79L240 76ZM257 75V77H256V75ZM172 76V77H169V76ZM188 75H190L191 77H192V79H191V77L189 78L188 77ZM248 75V76H247ZM255 75V76H254ZM168 76V77H167ZM179 77L180 76V79H178L179 81H181L180 82V85H178L179 83H177L178 81H176V78L175 77ZM199 76V77H198ZM204 76V77H203ZM213 76V77H212ZM216 78H215V77ZM218 76H220V77H218ZM241 78H240V77ZM260 76H262V77H260ZM165 77H167L166 79H165ZM183 77V79L185 80H182L181 78ZM194 77V78H193ZM197 79H196V78ZM223 77V78H222ZM247 77V78H246ZM163 78V79H162ZM199 78V79H198ZM201 78V79H200ZM221 79V80H219V79ZM234 78V77H233ZM170 79V80H169ZM189 79V80H188ZM212 79V80H211ZM228 79V80H227ZM240 79V80H239ZM242 79V80H241ZM252 79H254V80H252ZM262 79V80H261ZM203 80V81H202ZM215 80V81H214ZM235 80V81H234ZM257 80V81H256ZM175 81H176V83H175ZM196 81V82H195ZM201 81H202V84H201ZM210 81V82H209ZM213 81V82H212ZM221 81V82H220ZM230 81V82H229ZM238 81V82H237ZM252 81V82H251ZM169 82V83H168ZM204 82V83H203ZM243 82V83H242ZM168 83V84H167ZM186 84V87H187V91H186V88H185V86H184V84ZM192 83H193V86H192ZM220 83V84H219ZM182 84H183V87H182ZM194 84H195V86H194ZM246 84V85H245ZM253 84V85H252ZM258 84V85H257ZM164 85H166V86H164ZM172 85V86H171ZM251 86V88L249 87V86ZM254 85H256L255 87H254ZM137 86H139L138 87V89H134V90H137V91H134L133 90V88H137ZM143 88H142V87ZM180 86L183 88V89H185V90H183L182 88V90H180L179 88H180ZM188 86H190L189 87V90H188ZM192 86V87H191ZM197 86H199V88L197 87ZM204 86H205V88H204ZM214 86V87H213ZM242 86V87H241ZM140 87H141V89H140ZM148 87V88H147ZM151 87H152V89H151ZM167 87V88H166ZM169 87V88H168ZM174 87V88H173ZM197 88V89H195V88ZM209 87V88H208ZM211 87H213V88H211ZM246 87V88H245ZM126 88V89H125ZM147 88V89H146ZM175 88H178V89H176V91H177V96H176V91L174 90ZM204 88V89H203ZM215 88V89H214ZM260 88V89H259ZM150 89V90H149ZM169 89V90H168ZM173 89V90H172ZM192 89V90H191ZM255 89V90H254ZM139 90H142V92H143V94H142V92L140 91V92H138ZM164 90V91H163ZM171 90V91H170ZM195 90H196V93H195ZM199 90H201L200 92H199ZM203 90V91H202ZM212 92H211V91ZM214 90V91H213ZM156 91V92H155ZM169 91V92H168ZM178 91H179V93H178ZM182 91H183V93L185 94H180V93H182ZM186 93H185V92ZM198 91V92H197ZM217 91V92H216ZM241 91H243V92H241ZM191 92H192V94H191ZM205 92V93H204ZM214 92V93H213ZM137 93V94H136ZM138 93H141L142 95H141V97H140V95L138 94ZM189 93V95H187L186 96V94H188ZM208 93V94H207ZM210 93V94H209ZM220 93V92H219ZM239 93V94H240ZM193 94H195L194 96H192ZM203 94V95H202ZM216 94V95H215ZM218 94V95H217ZM171 95V96H170ZM180 95V96H179ZM182 95V96H181ZM208 97H207V96ZM210 95V96H209ZM139 96V97H138ZM169 97V98H167L166 99V97ZM174 96H176V100H175V98H174ZM181 97V98H179V97ZM184 96V97H183ZM204 96V97H203ZM178 97V98H177ZM186 97V98H185ZM218 97V98H217ZM140 98V99H139ZM141 99H143L142 101H141ZM178 99V100H177ZM187 99V100H186ZM213 100V101H212ZM144 102V103H143ZM148 102H149V100H148ZM186 102V103H185ZM212 102V103H211ZM121 103V105L122 104H124L125 103V105L124 106H119L118 104H120ZM177 103V104H176ZM217 103V104H216ZM147 105L150 109H151V111L149 112V108L147 109V107L145 106V105ZM172 104V105H173ZM186 104V105H187ZM218 104H219V106H218ZM157 105V104H156ZM156 105H154V106H156ZM167 105V104H166ZM171 105V106H172ZM186 105H183V107L186 109V110H188V107H189V109H191V108H193L192 110H194V109H200V108H202V107H207V105L206 106H201V105H197V106H193V105H191V106H193V107H190V106H188V107H186ZM211 105V106H212ZM159 106V105H158ZM162 106H165L164 104L162 105ZM168 106H170V105H168ZM196 107V108H195ZM199 107V108H198ZM212 108H213V106H212ZM216 108V107H215ZM149 113V114H148ZM151 113V114H150ZM204 113V112H203ZM220 113H224L223 111L222 112H218V114H220ZM256 113V112H255ZM253 114L255 117H257V116H259V115H261V113L258 115V113H256V114ZM148 114V115H147ZM194 114V113H193ZM196 114V113H195ZM225 114V113H224ZM224 114L222 115H218V116H216L217 115V112H216V114L214 115V116H212V118H214V119H216V117L218 118V119H216V120H224L223 122H225V121H229V115L228 114H226L225 116H227L228 118H226L225 116H224ZM159 115L160 114H158L157 115V117L158 118H160L161 117V115H160V117H159ZM220 116H222V117H220ZM150 117V118H149ZM222 118V119H220V118ZM149 118V119H148ZM259 118V117H258ZM225 119H227V120H225ZM231 119V118H230ZM260 119V118H259ZM161 120L163 121V119H160V121H158V122H161ZM232 120V119H231ZM244 121V119H241L240 118V120L238 119V121H236V122H243ZM264 121V118H262V119H260V121ZM220 121V122H221ZM232 121H234V120H232ZM153 122V121H152ZM230 122V121H229ZM235 122V121H234ZM151 123V122H150ZM197 123V122H196ZM196 123H194L195 125H196ZM133 124V125H134ZM198 125V124H197ZM146 127V126H145ZM194 127H197V126H192L191 128H193V130H197L196 128L194 129ZM147 128V127H146ZM74 129V128H73ZM82 130V129H81ZM81 130H79L78 132H74V133H72V135H74V136H81V135H83L82 134V131ZM133 130V129H132ZM147 130H148V128H147ZM226 136L227 135H223V136H220V138L222 139V137H224L223 139H225L226 138ZM231 136H227V138H230ZM219 137H218V139H220ZM258 141L256 140V143H257ZM113 144V145H112ZM109 145V146H108ZM116 146V145H115ZM39 149V148H38ZM30 150L32 151L31 152V154L32 153H34L35 155H36V153H38V151L37 150H35L34 148H30ZM34 150V151H33ZM39 156L41 157V151L39 152ZM229 167V166H228ZM98 169V168H97ZM97 171V170H96ZM98 177H100L99 175H98ZM95 190V191H94ZM0 192H1V189H0ZM96 194H95V193ZM231 203V202H230ZM229 203V205L227 204V206L228 207H230V205H231V207H230V209L226 206L224 209H226L227 211H223L224 213H223V216H221V217H223L224 218V216L226 215V216H231V212L234 210H232V208H234L232 205H235L234 203H235V201L233 202V204L231 203L230 204ZM12 204V203H11ZM229 209V210H228ZM231 210V211H230ZM228 213V214H227ZM83 215V216H84ZM222 215V214H221ZM83 216H81L76 222H75V224L74 225H63V226H61L52 236H51V238L49 239V241L48 242H52V245H7L8 244V242H10L13 238H12V236H11V234H10V231H9V226H8V219H7V215H6V212H5V208H4V206H3V203H2V200H1V193H0V245H5L6 246V248H4L3 250L4 251H6V252H8V254L6 255V257H5V253L4 254H2L1 256H0V262L2 261V263H0V264H61L62 262H63V259H64V256H67V255H69L68 257H66V258H69V257H72L73 256V254L74 253H72V251L74 250V248L76 249V247H77V245L79 246V244H80V238H83V235H82V233H80V232H78L79 231V229H77V228H79L78 227V225H80V219L83 217ZM225 216V217H226ZM228 216V217H229ZM222 219V218H221ZM179 230V229H178ZM76 231V232H75ZM183 231V234H185L184 232V230H182ZM182 231L180 232V231H178V232H180V233H182ZM77 233H79L78 235H76ZM75 234V235H74ZM67 235V236H66ZM72 235H73V237H72ZM185 235H187V233L185 234ZM222 235V237H221V239H225L224 241H226L227 240V238L228 237H226V235H224V234H221ZM251 235V234H250ZM79 237V238H76V237ZM82 236V237H81ZM188 236H191V235H188ZM225 236V237H224ZM249 235H247V237H248ZM264 236V235H263ZM263 236H260V237H262L263 238ZM230 237V236H229ZM251 237H253L252 235L250 236V237H248L249 238V241H251V242H242L241 243V245H239V246H243V244H244V247H246L245 246V243H246V245H248V248H255V249H258L259 250V252L257 251V254H259L260 253V255H262L263 254V252H264V239H261L260 237H257L256 236V238H255V235H254V237L253 238H251ZM231 238V237H230ZM230 238H228V240H227V242L228 241H230V242H228V243H236V242H234L232 239L231 240H229ZM251 239V240H250ZM256 239H259V241L260 242H258V240H256ZM14 240V239H13ZM252 240H256L255 242L254 241H252ZM261 241H263V243L261 242ZM15 242V241H14ZM253 242V243H252ZM4 243V244H3ZM261 243V244H260ZM251 244V245H250ZM69 245V246H68ZM71 245V246H70ZM250 245V246H249ZM255 245V246H254ZM258 245H259V247H258ZM74 246V247H73ZM76 246V247H75ZM203 246H206V245H203ZM208 246V245H207ZM227 246H230V245H226V247ZM73 247V248H72ZM208 248H209V246H208ZM261 249V250H260ZM57 251V252H56ZM76 251V250H75ZM23 252V253H22ZM54 252H56L55 254H54ZM70 253H71V255L72 256H70ZM62 256H63V258H62ZM3 257H5L4 258V260L3 259H1V258H3ZM55 257V258H54ZM48 258V259H47ZM46 259V260H45ZM64 261H65V259H64ZM56 262V263H55ZM62 264H64V263H62Z\"/></svg>",
  "mask_w": 264,
  "mask_h": 264
},
{
  "label": "crops",
  "instance_id": "obj_3",
  "mask_svg": "<svg viewBox=\"0 0 264 264\" xmlns=\"http://www.w3.org/2000/svg\"><path fill=\"white\" fill-rule=\"evenodd\" d=\"M5 1L0 25L9 21L11 27L5 57L17 53L29 66L40 43L56 41L52 25L58 0ZM62 67L55 57L50 68H28L24 80L0 90V193L14 239L7 245H45L90 206L88 187L74 177L91 150L88 132L107 127L115 116L103 98L108 71L83 67L63 73ZM79 130L83 135H72Z\"/></svg>",
  "mask_w": 264,
  "mask_h": 264
}]
</instances>
